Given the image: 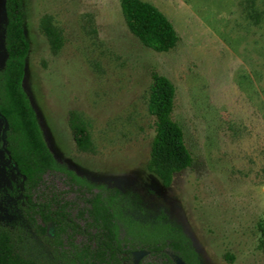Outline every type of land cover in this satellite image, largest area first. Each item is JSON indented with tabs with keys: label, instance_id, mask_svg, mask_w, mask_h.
<instances>
[{
	"label": "rangeland",
	"instance_id": "374dc122",
	"mask_svg": "<svg viewBox=\"0 0 264 264\" xmlns=\"http://www.w3.org/2000/svg\"><path fill=\"white\" fill-rule=\"evenodd\" d=\"M145 1L173 23V49L144 46L120 0H24L31 42L24 86L45 139L58 161L90 181L138 192L142 202L129 212L138 222L164 212L202 264H264V0ZM43 19L62 38L58 50ZM152 71L175 85L173 117L196 159L169 187L147 168ZM72 111L87 122L92 151L77 147ZM13 179L0 169L2 189ZM51 193L81 224L77 213L86 215V204L65 174L46 173L34 196L42 201ZM0 210L3 221L17 218ZM119 224L123 237L126 225ZM62 239L67 252L87 241L79 233ZM149 260L159 264L160 257Z\"/></svg>",
	"mask_w": 264,
	"mask_h": 264
},
{
	"label": "trees",
	"instance_id": "16d2710c",
	"mask_svg": "<svg viewBox=\"0 0 264 264\" xmlns=\"http://www.w3.org/2000/svg\"><path fill=\"white\" fill-rule=\"evenodd\" d=\"M120 6L128 28L144 46L167 52L177 45L179 35L173 23L157 6L145 0H120ZM6 8L9 57L0 69V111L9 122L8 150L26 179L21 199H17L21 190L16 187L0 188V206H6L10 214H17L12 221L0 219V264H112L123 255L119 221L126 225L125 237L136 238L134 244L158 251L170 246L179 251L187 264H201L189 238L164 212L153 222L140 223L131 217L132 207L142 202L138 192L92 182L57 160L24 87L31 49L25 32L24 0H6ZM255 16L257 23L262 22L261 13L256 12ZM41 25L53 49L58 50L62 45L59 32L47 19ZM151 77L148 111L154 117L155 134L147 168L160 178L164 187H169L174 176L192 167L196 159L186 144L183 126L173 117L175 85L158 71H152ZM70 127L77 147L92 151L87 122L75 111L70 113ZM48 171L65 174L76 186L85 199V213L91 219V226L96 229L85 231L90 242L70 252L63 249V235L81 233L83 229L66 210L68 204L57 200L56 195L42 201L33 198V189H37ZM79 215L84 216V212L80 211ZM49 228L52 232H48ZM261 230L264 232L263 226Z\"/></svg>",
	"mask_w": 264,
	"mask_h": 264
},
{
	"label": "flooded vegetation",
	"instance_id": "af4514ba",
	"mask_svg": "<svg viewBox=\"0 0 264 264\" xmlns=\"http://www.w3.org/2000/svg\"><path fill=\"white\" fill-rule=\"evenodd\" d=\"M7 148H8V143H7ZM15 165L16 164L13 162V160L8 161V155H5L2 158H0V169L3 170L4 174H8V176H11L14 178L12 181V184L10 185V189H13V187H16L17 190H21V193L17 195V199H21L23 197L24 181L26 177L23 178L24 175L21 174L20 171L19 173H17V170L14 167ZM48 172H51V171H48ZM35 190L36 189H33V193L35 192ZM52 196L53 194L51 193L48 199H50ZM81 196H82V200L85 202V199L82 194ZM33 198L34 200H36L34 195H33ZM66 210L71 213L68 205L66 207ZM80 211L81 210L78 211L77 216L84 219L82 220L81 224H84L86 221V225L83 226L79 223L83 229V232L79 234L86 235L84 232L90 231V229H92L93 232H95L96 229H94L91 226V219L88 218V214L86 213V215L84 214V216H81L79 215ZM50 230L51 229L49 228L48 232H50ZM86 239H87L86 242H90L88 240L87 235H86ZM121 239L123 240V243H122L123 255H119V259L116 261L113 260L112 264H158V263H155L154 260H149L146 263H144L147 257H160L159 264H187V262L183 260L182 257H180L179 251L174 250L170 246H165L162 250L158 251L156 249H150L149 247H145L140 244H134L132 241L136 238L133 236H128L127 238L125 236L123 237L121 236ZM94 246H97V244L94 243ZM197 257L200 263L202 264L200 257L198 255Z\"/></svg>",
	"mask_w": 264,
	"mask_h": 264
},
{
	"label": "water",
	"instance_id": "95a60500",
	"mask_svg": "<svg viewBox=\"0 0 264 264\" xmlns=\"http://www.w3.org/2000/svg\"><path fill=\"white\" fill-rule=\"evenodd\" d=\"M8 23V13L6 8V0H0V69L6 64L9 57V53L6 47V28L5 25ZM25 81V80H24ZM25 87V86H24ZM9 128V122L6 117L0 111V158L8 155V161L12 160L10 151L7 148L6 132ZM19 173L17 165L14 166ZM4 174L2 170V175ZM25 178V176H23Z\"/></svg>",
	"mask_w": 264,
	"mask_h": 264
}]
</instances>
